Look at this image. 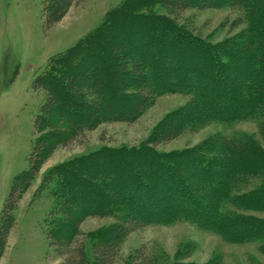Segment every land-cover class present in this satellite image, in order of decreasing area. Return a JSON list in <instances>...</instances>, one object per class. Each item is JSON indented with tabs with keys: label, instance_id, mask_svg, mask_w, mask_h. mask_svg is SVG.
Masks as SVG:
<instances>
[{
	"label": "trees",
	"instance_id": "trees-1",
	"mask_svg": "<svg viewBox=\"0 0 264 264\" xmlns=\"http://www.w3.org/2000/svg\"><path fill=\"white\" fill-rule=\"evenodd\" d=\"M81 1L44 0L45 26ZM160 4L167 14L150 13L149 0H125L100 25L53 55L36 77L45 99L34 116L27 169L13 177L0 213V250L15 222L17 201L58 145L105 122H133L168 92L191 98L165 115L142 144L100 147L43 175L53 199L44 218L48 245L54 243L67 264H114L120 245L138 225L184 220L225 242H257L264 254V217L251 213L264 212L261 143L245 132L215 133L190 149H157L212 121L253 119L264 144V0ZM193 5L235 8L240 14L231 25L244 27L216 42L202 38L174 20ZM114 213L117 219L93 232L90 259L85 244L74 243L80 224L87 216ZM193 247L192 241L180 246L175 260L187 258ZM123 264H154V259L140 245ZM204 264L222 262L215 257Z\"/></svg>",
	"mask_w": 264,
	"mask_h": 264
},
{
	"label": "rangeland",
	"instance_id": "rangeland-1",
	"mask_svg": "<svg viewBox=\"0 0 264 264\" xmlns=\"http://www.w3.org/2000/svg\"><path fill=\"white\" fill-rule=\"evenodd\" d=\"M43 1L0 0V213L13 177L28 166L34 116L45 99V91L35 84L36 77L47 69L53 55L69 48L100 25L105 15L125 0H82L72 4L66 15L50 27L45 26L42 17ZM160 1L149 0L148 11L167 14ZM239 14L237 9L227 6L199 9L193 5L174 20L178 26H187L194 34L216 42L244 27V24L231 25ZM190 98L184 93L159 94L154 104L135 121L105 122L94 130L83 131L63 146L58 145L13 209L15 222L0 250V264H67L55 244L48 245L46 240L44 218L53 199L48 182H41L43 175L56 164L100 147L142 144L159 127L165 115L187 104ZM242 132L251 134L264 147L257 120L253 119L231 123L212 121L197 130L182 132L177 138L157 145V149L180 151L193 148L215 133L236 135ZM251 213L264 217V212ZM116 217L115 213L87 216L79 226L74 243H84L91 259L93 232L112 223ZM189 241L194 242L190 255L176 261L177 249ZM140 245L153 257L154 264H204L215 257L222 264H264V254L259 251L257 242H225L216 232L184 220L138 225L120 245L119 260L114 264H123Z\"/></svg>",
	"mask_w": 264,
	"mask_h": 264
}]
</instances>
